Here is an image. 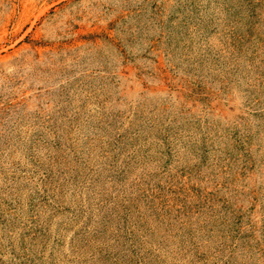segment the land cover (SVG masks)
I'll return each instance as SVG.
<instances>
[{
    "label": "rangeland",
    "instance_id": "374dc122",
    "mask_svg": "<svg viewBox=\"0 0 264 264\" xmlns=\"http://www.w3.org/2000/svg\"><path fill=\"white\" fill-rule=\"evenodd\" d=\"M0 264H264V0H0Z\"/></svg>",
    "mask_w": 264,
    "mask_h": 264
}]
</instances>
